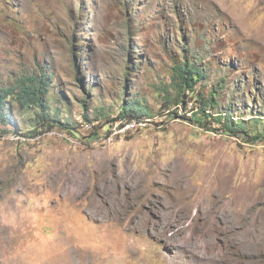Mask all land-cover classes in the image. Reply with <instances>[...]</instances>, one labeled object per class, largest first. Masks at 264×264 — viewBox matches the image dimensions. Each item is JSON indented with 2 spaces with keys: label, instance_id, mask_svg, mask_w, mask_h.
I'll return each instance as SVG.
<instances>
[{
  "label": "rangeland",
  "instance_id": "obj_1",
  "mask_svg": "<svg viewBox=\"0 0 264 264\" xmlns=\"http://www.w3.org/2000/svg\"><path fill=\"white\" fill-rule=\"evenodd\" d=\"M42 74L51 127L2 103L0 264H264V137L215 121L264 132V0H0V93Z\"/></svg>",
  "mask_w": 264,
  "mask_h": 264
},
{
  "label": "trees",
  "instance_id": "obj_2",
  "mask_svg": "<svg viewBox=\"0 0 264 264\" xmlns=\"http://www.w3.org/2000/svg\"><path fill=\"white\" fill-rule=\"evenodd\" d=\"M202 68L197 65L194 61H192L186 53L184 54V60L183 62H174L171 66V82L174 84L175 87V95H174V101L176 104H184L187 102L183 97L187 93V91H193L195 84L197 81L202 77ZM49 82L45 78V76L42 74L40 76L36 75H26L21 76L16 79L15 84L7 89H3L0 93V120L4 119L5 112H3L2 109V103L6 95L12 94L15 95L14 97L19 102L20 107H29V106H36L39 108L41 114L40 119H42L47 127H51L49 120L53 119L46 111V104L44 101L45 93L48 88ZM164 91L166 94H168V91L166 88H164ZM215 90H212L211 96L207 100L201 99V104L204 108H201V112L199 114L201 116H198L195 119V121H198L201 123L202 126H204L210 119L211 115L210 112H206L205 106L207 105H214L215 98H214ZM167 99V98H165ZM167 101V100H165ZM170 104V102L168 103ZM177 113V112H176ZM144 115V118H150V111L144 109L142 106L134 105L130 103L129 101H123L121 109L119 110V113L117 114L116 119H122V120H138L141 118V116ZM113 119V120H116ZM220 125H222V130L224 133L229 135H238L241 132L244 133V135H247V140H256V139H262L264 137V132L260 133H254L251 134L249 131L246 130L244 125L234 124L232 119L229 115H226L223 119L221 117L215 118ZM4 121V120H2ZM59 124L67 129H69V126L64 124L63 122H59ZM264 131V130H263ZM31 134H36L37 130L32 129L30 130ZM29 134V133H28ZM95 134V133H94Z\"/></svg>",
  "mask_w": 264,
  "mask_h": 264
},
{
  "label": "built area",
  "instance_id": "obj_3",
  "mask_svg": "<svg viewBox=\"0 0 264 264\" xmlns=\"http://www.w3.org/2000/svg\"><path fill=\"white\" fill-rule=\"evenodd\" d=\"M140 124H143V121L139 122L133 119V120H129L126 124L121 123L120 125H121V128H123L125 126L126 127H136V126L138 127Z\"/></svg>",
  "mask_w": 264,
  "mask_h": 264
}]
</instances>
